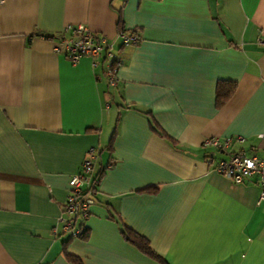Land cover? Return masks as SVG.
I'll return each instance as SVG.
<instances>
[{"label":"crops","instance_id":"obj_1","mask_svg":"<svg viewBox=\"0 0 264 264\" xmlns=\"http://www.w3.org/2000/svg\"><path fill=\"white\" fill-rule=\"evenodd\" d=\"M76 24L113 42L116 86L103 55L54 51ZM91 147L101 176L69 239L58 219ZM239 150L264 158V0H0V264H264L255 177L213 170Z\"/></svg>","mask_w":264,"mask_h":264},{"label":"built area","instance_id":"obj_2","mask_svg":"<svg viewBox=\"0 0 264 264\" xmlns=\"http://www.w3.org/2000/svg\"><path fill=\"white\" fill-rule=\"evenodd\" d=\"M72 30L73 33L70 37L59 38L58 43L54 46V51L62 53L72 63L83 56L94 59L103 55L108 85L116 86L118 60L113 49V42L104 35L95 34L85 24H76ZM118 37L122 45H135L140 40L137 34L127 33L123 30L119 31ZM231 140L230 138L220 140L212 137L205 140V145L223 149L230 144ZM234 141L242 142L243 137L236 136ZM95 157V148H89L87 156L81 162L79 171L71 175L68 181L69 190L58 221L61 225V232L67 233L72 238L80 234V225L83 226L84 220L89 216L90 205L94 203L91 191L95 186V181L93 182ZM210 160L212 161V159ZM213 170L238 184L250 177H255L256 183L260 187L258 201L264 200V158L249 155L242 150L233 151L224 158L218 159L213 165Z\"/></svg>","mask_w":264,"mask_h":264},{"label":"trees","instance_id":"obj_3","mask_svg":"<svg viewBox=\"0 0 264 264\" xmlns=\"http://www.w3.org/2000/svg\"><path fill=\"white\" fill-rule=\"evenodd\" d=\"M234 88H235L234 83H230V82L229 83H224V82L219 83V85L217 87V101H216L217 107H221L225 103V101L233 93ZM100 176H101V173H94L93 172V182L95 181V186L92 188L91 195H92L94 201H95V195L97 192V184L99 182ZM110 217L114 218V214L110 213ZM80 226H81V232L77 237L83 238L87 234V229L84 227V225L83 226L80 225ZM121 233H122L123 237L128 242H130L132 245H134L139 251H141L142 253H144L145 255H147L148 257H150L152 259H155V260H158V261H161L164 263L163 259L161 257H159V255H157L150 248L149 243H148L146 238H144L143 236L134 232L132 229H130L128 226H126L124 224L121 225ZM71 238L72 237L69 236V239H71ZM65 255H66L65 257H66L67 261L70 264H81L80 260L77 257H75L71 254H67L66 252H65Z\"/></svg>","mask_w":264,"mask_h":264}]
</instances>
